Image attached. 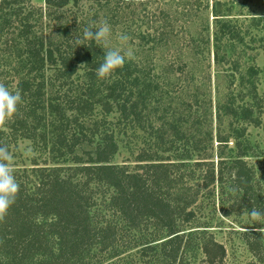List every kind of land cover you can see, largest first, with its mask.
Returning a JSON list of instances; mask_svg holds the SVG:
<instances>
[{
  "label": "trees",
  "instance_id": "16d2710c",
  "mask_svg": "<svg viewBox=\"0 0 264 264\" xmlns=\"http://www.w3.org/2000/svg\"><path fill=\"white\" fill-rule=\"evenodd\" d=\"M236 1L193 0L187 5L184 0H44V6H27L22 0H0V84L10 90L18 89L22 98L17 112L0 121V146L13 156L17 144L28 141L35 153L27 164L17 166L7 161L19 190L13 205L0 216V264H100L101 253L107 252L114 259L125 250L114 247L117 236H126V245L129 236L135 235L132 231L138 230L137 235H141L149 221L169 229L170 237L163 240L162 251L168 245L181 244L182 235L174 227L175 216L182 210L181 220L189 221L194 213L184 208L192 201L186 198L190 196H183L184 191L171 194L169 187L178 190L175 184L177 180L182 182L183 176L192 182L196 167L204 169L201 177L206 183L213 178V163L205 161V137L189 131L186 118L160 117L157 109H147L151 104H165L181 88L176 83L160 85L159 76L150 74L146 55L164 48L160 57L167 58L162 71L167 72L164 78L168 79L184 72L188 65L182 57L200 55L198 44H208L209 36H190L178 47L172 29V33L161 28L149 35L125 33L129 39L120 45L129 48L136 59H125L121 67L103 78H97L95 69L102 62L107 44L82 40L86 45L77 46L75 41L84 28L94 30L107 22L110 37L121 43L113 32L118 16L169 15L162 4L172 5L173 15H203L208 10L206 15L212 16L214 29L212 62L218 66L224 61L231 68L229 74L221 72L228 77V90L224 99L215 104V123L220 124L223 116H231L255 125L258 118L253 108H258L259 97L250 79L255 64L248 55L245 57L243 35L230 20L232 15L243 14L233 13L234 8L243 6ZM152 4L157 12L146 13ZM179 6H184L181 11ZM252 21L264 35V25L259 20ZM253 36L250 34V42L256 41ZM229 41L235 42L236 47L232 48ZM259 41L264 50V36ZM149 42L148 48L144 47ZM174 58H179L177 65ZM206 77L210 75L206 73ZM235 80L238 98L249 97L253 101L238 106L232 103ZM245 87L251 90L246 91ZM189 109L187 105L192 123H201L194 112L197 108ZM139 129L148 136L143 139L142 135L143 140H155L146 146L141 139L143 145L135 155L137 166L128 170L114 163L113 158L123 138L135 137L133 133ZM115 131L122 133L118 141ZM175 139L191 141L192 150L179 152ZM226 140L218 133L217 149ZM163 143L169 149H164ZM172 146L178 165L161 155V150L172 151ZM190 151L200 156L190 158ZM189 164L192 167L186 170ZM193 182L192 187L183 182L185 191L197 190V183ZM241 183V177H235V192ZM96 194L101 198V207L94 201ZM172 200L177 202L171 203ZM107 211L110 218H105ZM198 239L205 261L219 264L225 255L222 244L203 236ZM151 242L147 246L152 250ZM147 250L143 247L141 252ZM177 251L173 250L169 257Z\"/></svg>",
  "mask_w": 264,
  "mask_h": 264
},
{
  "label": "rangeland",
  "instance_id": "374dc122",
  "mask_svg": "<svg viewBox=\"0 0 264 264\" xmlns=\"http://www.w3.org/2000/svg\"><path fill=\"white\" fill-rule=\"evenodd\" d=\"M27 6L33 4L34 6H44V0H22ZM188 3L193 0H184ZM211 0H209V3ZM238 3H243L240 8H234L233 13H243L241 15H232L231 22L238 26V29L243 35L242 45L246 52L245 57L252 58L254 73H251L250 79L254 82L253 90L259 97V106L254 107L257 112L254 113L255 118H258L257 124H250L244 122L242 119H233L231 116H223V121L217 125L214 118V108L217 100L222 101L224 94L228 90V77L222 74L225 71L229 74L231 68L229 63L222 61L220 65H215L212 62V16L206 15L208 10H205L203 15H173L172 5H163L164 9L169 15H132L129 18L117 17L116 23L114 24V35L118 38L121 34L132 33L133 35H149L155 34L156 31L161 28L167 29L174 32L176 36L173 37L175 43L179 47L182 45L190 36H201V39L208 38L209 43H205L201 47V54L197 55L196 58L192 55H185L182 58L187 61V66L184 72L175 74V76L164 78L167 72L162 71L165 69L166 59H161L160 54H164V48L158 50L154 55L147 53L146 58L149 60L150 74H157L158 80H161L164 84L176 83L181 88V91L175 94V97L171 100H167L166 103H158L156 105H149L148 108L157 109V115L174 116L176 119L181 120L186 118V125L189 131H192L197 137H205L206 139V151L208 157L205 161L213 163V178L208 179L205 183L202 180V173L204 171L201 167H196L194 170V178L187 180L186 176H183L182 182L177 180L175 184L178 190H174L175 186L171 189V194L182 193L183 196L194 197L183 210H191L194 216L187 222L181 220V212L179 210L177 216H175L174 227L177 229L178 234L182 235V242L179 246L177 244L168 245L162 251V242L167 239L168 227L157 226L154 221L147 223L149 226L146 227L141 235H137L138 230H133L135 234L129 236V243L127 242L126 236H117L114 247L117 251L125 249L123 252L114 259L109 256L107 252L100 254V264H208L205 261L204 255L199 248L198 236L211 238L222 244L225 250V255L219 264H264V219H261L259 223H254L247 215V211L257 208L258 210H264V50L259 47L261 43L259 37L264 36L260 29L255 28L252 19L260 21V25H264V0H237ZM23 3V2H22ZM155 4L148 6V14L157 12L153 10ZM190 6V5H189ZM179 6L177 9L181 11L184 6ZM146 10V9H145ZM87 15H93V12H85ZM252 14V15H251ZM71 15H68L69 20ZM163 18V19H162ZM253 24V25H252ZM171 32V33H172ZM250 34L256 38L255 42H250ZM204 35V36H202ZM136 39V38H135ZM199 39V38H198ZM113 36L108 38L107 47L109 48H124L129 52V48H125L124 45H120L123 42H113ZM137 40H134L136 42ZM231 41H229L230 43ZM150 42L145 44L144 47L148 48ZM233 48L235 42L230 43ZM228 45L227 47L230 48ZM250 47L251 48L250 50ZM257 47V48H256ZM134 46H132V50ZM209 49V53L207 50ZM131 50V51H132ZM190 52V51H189ZM127 56L126 59L135 60L136 56L134 53ZM151 55V56H150ZM167 56V55H166ZM193 57V59L191 58ZM250 56V57H249ZM255 57V58H254ZM169 58V57H168ZM180 58V59H182ZM147 60V61H148ZM251 64L250 61L248 60ZM179 58H174L173 63L177 65ZM252 65V64H251ZM209 66V68H208ZM209 70V71H208ZM206 73L210 77H206ZM179 81V83H177ZM234 85L233 94L235 100L233 104L235 106L241 105L253 101V98L245 97L239 99L237 96L238 86H235L236 80L233 81ZM174 84V86H176ZM166 87V86H165ZM171 89L172 86H167ZM198 88V89H196ZM250 91L251 88H244ZM174 92H168V95H172ZM149 97H151L149 95ZM179 98H182L180 102ZM197 101V104L195 103ZM187 105H190L189 110L197 108L195 112L202 119L201 123H192V117L187 116ZM98 108H96L97 110ZM151 109V110H152ZM154 113V112H153ZM110 120V118H107ZM196 121V119H195ZM224 137L226 142L221 143V147L216 141L217 134ZM116 141L121 137V131H115ZM130 131H126V135H129ZM133 135L125 136L120 142V150L113 158L114 163H118L125 169H135L137 164L136 152L142 147V135L148 139V136L141 132V129L135 130ZM132 136V137H130ZM151 138V137H150ZM142 139V140H143ZM153 140H143L147 144H153ZM175 145L179 152H185V149L192 150V143L189 140H178L175 139ZM119 143V142H118ZM168 148V144L163 143ZM85 147L84 149H89ZM175 146L170 147V150H161V155L168 159L167 162L173 161L176 163V154L173 151ZM169 149V148H168ZM32 154L31 145L28 141H20L14 149V155L9 163H15L17 166L21 164H27ZM178 154V152H177ZM190 158H197L196 152L190 151ZM203 154L201 153V156ZM220 156V158H219ZM165 161V160H164ZM190 164L192 161L188 160ZM145 163L144 161H141ZM204 163V162H201ZM124 164V165H122ZM189 164L188 168L192 167ZM204 165V164H203ZM175 167V166H174ZM172 167V169H174ZM191 169V168H190ZM247 172V174H246ZM235 177H241L242 183L239 184L238 193L235 192L237 187L234 186ZM246 179V181H243ZM197 183V190L185 191L184 183ZM185 183V184H186ZM186 192V193H185ZM177 194V193H176ZM98 194L95 195V202L98 203V207H101V202ZM177 200H172L171 203H175ZM247 210V211H246ZM110 214L107 211L105 218H110ZM115 223H117L115 221ZM116 227V224H115ZM182 233V234H180ZM150 246H154V249H149ZM148 241V242H147ZM186 241V242H185ZM186 244V245H185ZM147 247V251L142 253L141 250ZM178 250L176 254H172L171 257L175 258V262L169 257V254L173 250ZM161 252V253H160ZM168 257H164L165 254ZM164 255V256H163ZM86 259V258H84Z\"/></svg>",
  "mask_w": 264,
  "mask_h": 264
},
{
  "label": "clouds",
  "instance_id": "9594fccd",
  "mask_svg": "<svg viewBox=\"0 0 264 264\" xmlns=\"http://www.w3.org/2000/svg\"><path fill=\"white\" fill-rule=\"evenodd\" d=\"M110 32L111 29L107 22L97 26L94 30L86 27L75 42L77 46L86 45L81 42L82 40L107 44ZM118 39L124 42L128 41L129 37L127 34H121ZM130 55L131 53L121 48H107L103 53L102 62L95 69L97 78H103L114 73L117 68L125 63L126 57ZM21 100L18 89L10 90L5 84H0V121L13 116L17 112V106L21 103ZM11 159L12 154L7 148L0 146V216L6 214L13 205L19 190L14 171L7 163ZM247 215L254 223H259L261 219H264V210L253 207L251 211H247Z\"/></svg>",
  "mask_w": 264,
  "mask_h": 264
}]
</instances>
